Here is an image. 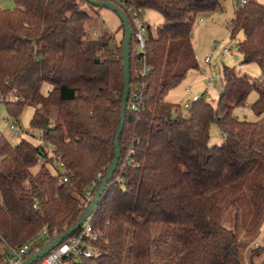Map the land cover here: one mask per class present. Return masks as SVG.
<instances>
[{
    "label": "trees",
    "instance_id": "trees-1",
    "mask_svg": "<svg viewBox=\"0 0 264 264\" xmlns=\"http://www.w3.org/2000/svg\"><path fill=\"white\" fill-rule=\"evenodd\" d=\"M12 1L0 7V101L15 120L33 106L30 126L42 142L12 143L0 131V259L42 230L60 235L88 207L85 189L113 159L123 92V40L103 25L93 36L86 25L100 7ZM115 3L154 9L164 21L154 32L144 21V54L130 51V86L141 81L144 90L137 110L129 96L118 166L90 215L98 237L85 245L99 254L64 264H242L240 235L252 239L264 224V4L234 8L229 29L230 37L242 32L241 61L256 62L260 76L224 67L216 104L200 93L183 114L166 93L198 69L193 25L221 1ZM142 56L149 66L143 77ZM252 90L256 119H239L233 110ZM212 123L220 143H209ZM57 164L63 171L53 174L48 166Z\"/></svg>",
    "mask_w": 264,
    "mask_h": 264
},
{
    "label": "rangeland",
    "instance_id": "rangeland-1",
    "mask_svg": "<svg viewBox=\"0 0 264 264\" xmlns=\"http://www.w3.org/2000/svg\"><path fill=\"white\" fill-rule=\"evenodd\" d=\"M110 1V0H108ZM221 7L202 15L203 21L196 19L191 34V43L194 49L195 57L198 63V69L189 71L185 77L173 88L166 93L165 99L176 103L180 107V111L185 114L187 112L186 104H189L200 93L205 94L206 100L212 105L216 104L219 93L222 91L223 83L215 82L214 86L207 85V77L202 74L201 69L204 67L209 72V67L203 63V58L210 54L211 51L219 44L237 45L242 39V32H237L233 37L229 35L230 21L234 13V4L232 0H220ZM264 4V0H256ZM112 2V1H111ZM126 14L124 7L119 6ZM14 3L12 0H0V7L12 8ZM97 16L93 15L88 19L86 25L92 29V35L97 36L99 28L109 29L115 35L116 40H123V27L118 15L105 7H100ZM127 16V14H126ZM141 17L150 26L154 32L156 26L164 21L163 16L154 9L141 10ZM128 18V16H127ZM129 21V18H128ZM130 24V21H129ZM131 27V24H130ZM132 30V29H131ZM134 44L130 45V51L133 52ZM242 56L237 50L229 51L224 57L219 53L215 54L212 59L211 71L223 74L224 67H234L240 73H246L251 77H258L261 70L256 62H242ZM48 88L47 84H43L41 91L45 93ZM257 98V91L249 92L244 105L238 106L233 110V115L239 119L255 120L256 115L252 110V104ZM129 99V98H128ZM128 105V101H127ZM34 107L27 105L22 110L18 119L15 120L8 116L5 105L0 101V131L12 143L18 142L21 138L30 140L33 144H41V135L38 129H32L30 120L33 115ZM16 126V127H15ZM209 143H220L223 135L216 123H212L209 131ZM49 170L55 174L57 170L62 173V167L58 164L49 165ZM35 166L33 170H36ZM96 174V173H95ZM243 245L240 247L242 255V264H264V224L260 233L254 238H247L240 235ZM246 245L244 246V243ZM255 251H251V247H257Z\"/></svg>",
    "mask_w": 264,
    "mask_h": 264
},
{
    "label": "built area",
    "instance_id": "built-area-1",
    "mask_svg": "<svg viewBox=\"0 0 264 264\" xmlns=\"http://www.w3.org/2000/svg\"><path fill=\"white\" fill-rule=\"evenodd\" d=\"M115 3V0H112ZM234 8H237L240 4L246 2V0H232ZM116 4V3H115ZM126 14L132 25V34H134V50L137 53L144 54L145 46L147 42V30L144 20L141 17V10L125 8ZM202 21V18L199 19ZM237 50V45L230 44H219L216 46L210 54L203 58V63L205 66L209 67V72L203 67L201 72L207 77V85L212 87L215 82H222L220 72L211 71L212 59L215 54L219 53L220 56L224 57L229 51ZM149 72V66L146 63L145 57L141 58L140 66V76L143 77ZM144 90V84L141 81H136L130 86V108L132 110H137L139 108V101L141 100V95ZM197 97V96H196ZM195 97V98H196ZM194 98V99H195ZM191 103V102H190ZM189 104H186L187 108ZM16 127V126H15ZM50 152V149H48ZM133 152L132 148H129L127 155ZM106 167L101 168L95 174L94 179L89 183L88 187L84 191V197L86 201H90L94 195V191L98 186L105 174ZM60 182H66V176L59 178ZM91 215V214H90ZM88 215L82 222L81 226L72 233V235L67 236L58 245L49 250L45 255L38 258L32 264H64L66 258L71 260H77L80 256L84 257H96L99 251L96 249L86 246L85 241L87 239L95 240L98 237L96 231L93 230L91 224V216ZM55 233H48L47 230H42L39 234L29 239L25 243L18 247L8 248L4 254L1 256L0 264H20L27 256L34 253L39 249V245H45L52 241L57 235Z\"/></svg>",
    "mask_w": 264,
    "mask_h": 264
},
{
    "label": "water",
    "instance_id": "water-1",
    "mask_svg": "<svg viewBox=\"0 0 264 264\" xmlns=\"http://www.w3.org/2000/svg\"><path fill=\"white\" fill-rule=\"evenodd\" d=\"M87 1L94 6L105 7L115 12L120 18V21L123 25V41H122L123 92H122V99H121L119 123L117 126V130L115 132V135H114L113 159L111 160L109 166L107 167V170L103 178L101 179L98 186L96 187V190L94 192V195L92 197L90 204L84 210V212L79 216L76 222L72 226H70L67 230H65L63 233H61L56 238H54L52 241H50L49 243L45 244L44 246L36 250L34 253L27 256L20 264H32L38 258L42 257L49 250H51L56 245H58L67 236L75 232L81 226L85 218L88 215H90L92 211L94 210L96 203L99 200L100 195L102 194L103 190L105 189L106 184L108 183L112 175L115 173L117 166H118V162L120 158V149H119L118 139H119V135L123 128L124 116H125V111L127 108V101H128L129 92H130L129 59H130V41L132 37V30H131V27H130V24H129V21H128V18L125 12L120 7H118L115 3L108 1V0H87Z\"/></svg>",
    "mask_w": 264,
    "mask_h": 264
},
{
    "label": "crops",
    "instance_id": "crops-1",
    "mask_svg": "<svg viewBox=\"0 0 264 264\" xmlns=\"http://www.w3.org/2000/svg\"><path fill=\"white\" fill-rule=\"evenodd\" d=\"M203 21V20H202Z\"/></svg>",
    "mask_w": 264,
    "mask_h": 264
}]
</instances>
